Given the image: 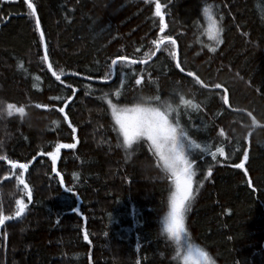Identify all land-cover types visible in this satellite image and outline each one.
<instances>
[{
	"label": "trees",
	"instance_id": "trees-1",
	"mask_svg": "<svg viewBox=\"0 0 264 264\" xmlns=\"http://www.w3.org/2000/svg\"><path fill=\"white\" fill-rule=\"evenodd\" d=\"M30 2L51 68L69 75L49 72L27 2L0 0V264H183L160 234L169 174L146 139L124 145L111 109L155 97L201 145L189 148L183 246L214 264H264V127L182 74L169 41L149 62L118 60L102 82L118 56L146 60L174 38L181 69L264 123V0Z\"/></svg>",
	"mask_w": 264,
	"mask_h": 264
},
{
	"label": "snow or ice",
	"instance_id": "snow-or-ice-1",
	"mask_svg": "<svg viewBox=\"0 0 264 264\" xmlns=\"http://www.w3.org/2000/svg\"><path fill=\"white\" fill-rule=\"evenodd\" d=\"M27 7L29 15L34 16L35 8L30 0ZM156 10L157 15H160L159 3L156 4ZM204 12L208 14L209 8L205 7ZM37 28L39 29L38 20ZM164 39L172 44L175 43L170 37H164ZM126 59L124 56H118L112 63L116 64L117 60L124 62ZM176 67L179 68V65H176ZM136 83L139 84L140 80H137ZM153 99L156 102L155 104L144 100L133 104L130 108L124 107L119 110L115 105H112L113 116L115 117L116 124L119 126V132L123 136L125 146H132L134 142L146 139L151 142V145L159 154L163 167L169 174L170 179H172L174 186L169 199V211L164 218V229L170 235L180 237L181 234L185 233V214L190 210V203L194 196L193 176L195 173L192 170L193 161L189 159L188 149H199L201 145L188 140L186 133L179 129L178 125L170 121V105L156 106V104H159L160 98L155 97ZM183 102L190 103L188 101ZM109 103L111 104V101ZM193 107L197 106L193 105ZM9 108L11 109L12 105H9ZM17 111L22 113L23 108H19ZM60 111L63 112V108ZM126 113L127 115H125ZM57 147L61 146L58 145ZM62 147L70 149L75 147V145L64 144ZM220 154L223 155V152ZM48 155L52 157L53 171H55L56 155L51 152ZM215 155V153H212L213 158H215ZM20 167L23 169L27 165L22 164ZM236 167H242V164H238ZM61 184L63 185V181H61ZM25 188H27V185H25ZM67 191H71V189H67ZM16 203L18 208L15 215L19 217L24 212L26 206L20 200H17ZM5 219L7 218L0 215V224H3ZM187 249V254L182 257L183 264H214L206 251L200 248H193L191 245Z\"/></svg>",
	"mask_w": 264,
	"mask_h": 264
},
{
	"label": "water",
	"instance_id": "water-1",
	"mask_svg": "<svg viewBox=\"0 0 264 264\" xmlns=\"http://www.w3.org/2000/svg\"><path fill=\"white\" fill-rule=\"evenodd\" d=\"M26 2H27V4H28V2H29V0H25ZM35 17H36V24H37V20H38V16H37V13H36V11H35ZM7 20V19H6ZM39 21V20H38ZM39 33H40V36H41V40H42V44H43V50H44V58H45V62H46V66H47V68H48V70H49V72L55 77V78H57V77H59V79H61V78H63V77H65V76H67V75H69V74H66V75H55V73H54V71H53V69L51 68V65H50V63H49V60H48V55H47V51H46V47H45V42H44V36H43V34H42V31H41V28H40V24H39ZM43 37V38H42ZM171 40L172 41H175V43H174V46H175V64L176 65H179V62H178V57H179V47H178V43L176 42V40L174 39V38H171ZM168 40H165V39H161L157 44H156V49H155V52H154V54L150 57V58H148V59H146V60H135V59H130V58H127L126 59V61H128V62H132V63H138V64H142V63H146V62H149L150 60H152L157 54H158V52H159V50H160V48L162 47V45L165 43V42H167ZM116 60V59H115ZM118 61V60H117ZM180 71H181V68H180V65H179V68H178ZM181 73L182 74H184L185 76H189V77H192V78H194V79H196L202 86H204L205 88H207V89H210V90H222V91H224V93H225V98H224V101H225V105H226V107L230 110V111H232V112H236V113H244V114H247V115H249L251 118H252V120L255 122V124L258 126V127H264V123H261V122H259L256 118H255V116H253L251 113H249V112H247L246 110H243V109H235V108H232L231 106H230V104H229V93H228V91L223 87V86H207V85H205L196 75H194V74H192L191 73V75H189V72H186V71H181ZM114 76H115V64H113L112 63V76H111V78L109 79V80H104V81H102V82H110V81H112L113 79H114ZM17 111V110H16ZM17 113L18 114H20V116H23L24 114H25V111L23 110V112L21 113V112H18L17 111ZM57 154H58V151L56 152ZM20 165H22V164H19L18 166L20 167ZM13 166H17V165H13ZM27 168V167H26ZM26 168H24V169H26ZM20 184H22L24 187H25V185H27V188H26V190L27 191H29V185L27 184V183H25V182H23L22 180H20ZM22 214V213H21ZM13 218H17V216L15 215Z\"/></svg>",
	"mask_w": 264,
	"mask_h": 264
},
{
	"label": "clouds",
	"instance_id": "clouds-1",
	"mask_svg": "<svg viewBox=\"0 0 264 264\" xmlns=\"http://www.w3.org/2000/svg\"><path fill=\"white\" fill-rule=\"evenodd\" d=\"M160 234L165 238L167 239L171 244H173L174 247H180L181 249V252H180V255L181 257H184L187 252H188V249L185 248L183 246V243H182V237L184 234H181L180 237H177L176 235H170L165 229H164V226L161 227L160 229Z\"/></svg>",
	"mask_w": 264,
	"mask_h": 264
},
{
	"label": "rangeland",
	"instance_id": "rangeland-1",
	"mask_svg": "<svg viewBox=\"0 0 264 264\" xmlns=\"http://www.w3.org/2000/svg\"><path fill=\"white\" fill-rule=\"evenodd\" d=\"M112 109V108H111ZM113 110V109H112ZM119 110V109H118ZM125 115H127V113L125 114ZM169 119H170V121L172 122V118L169 116ZM172 123H174L175 125H178L174 120H173V122ZM179 127V126H178ZM179 129H181L180 127H179ZM182 130V129H181ZM150 142V141H149ZM186 143H187V141H186ZM150 144H151V142H150ZM154 148V147H153ZM154 150H155V148H154ZM156 151V150H155ZM188 152H189V149H188ZM53 153V152H52ZM156 153H157V151H156ZM157 155H158V157H159V154L157 153ZM51 157V156H50ZM52 158V157H51ZM189 158H190V155H189ZM159 159H160V157H159ZM161 160V159H160ZM162 162V161H161ZM171 181H172V179H171ZM172 187H173V190H174V186H173V181H172ZM168 211H169V209H168ZM167 214H168V212H167ZM167 216V215H166Z\"/></svg>",
	"mask_w": 264,
	"mask_h": 264
},
{
	"label": "bare ground",
	"instance_id": "bare-ground-1",
	"mask_svg": "<svg viewBox=\"0 0 264 264\" xmlns=\"http://www.w3.org/2000/svg\"><path fill=\"white\" fill-rule=\"evenodd\" d=\"M154 52H155V50H154ZM154 52H153V54H154ZM153 54H152V55H153ZM150 57H151V56H150ZM150 57H149V58H150Z\"/></svg>",
	"mask_w": 264,
	"mask_h": 264
}]
</instances>
